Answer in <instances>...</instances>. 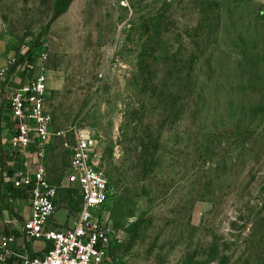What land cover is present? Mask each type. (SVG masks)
I'll return each instance as SVG.
<instances>
[{
    "label": "rangeland",
    "instance_id": "rangeland-1",
    "mask_svg": "<svg viewBox=\"0 0 264 264\" xmlns=\"http://www.w3.org/2000/svg\"><path fill=\"white\" fill-rule=\"evenodd\" d=\"M57 1L0 0V63L48 76L55 218L79 209L64 142L85 130L116 264H264V0H70L52 19Z\"/></svg>",
    "mask_w": 264,
    "mask_h": 264
},
{
    "label": "built area",
    "instance_id": "built-area-1",
    "mask_svg": "<svg viewBox=\"0 0 264 264\" xmlns=\"http://www.w3.org/2000/svg\"><path fill=\"white\" fill-rule=\"evenodd\" d=\"M37 58L41 62L46 54L41 52ZM7 63L14 65L13 60ZM38 66V72L14 88L7 77L10 66L1 68L0 103L9 110L3 153L12 166L11 185L22 191L30 204L19 231L30 241H43L45 248L40 255L31 254L16 246L12 232H0V260L7 263L12 258L16 260L13 264H116L112 257L113 229L104 212L109 182L94 163L96 141L88 131L67 130L73 142H64L71 150L66 180L77 187L80 204L71 221L52 224L58 188L47 180L43 159L53 116L46 107L48 76L40 63ZM55 135L64 136L65 131Z\"/></svg>",
    "mask_w": 264,
    "mask_h": 264
},
{
    "label": "crops",
    "instance_id": "crops-1",
    "mask_svg": "<svg viewBox=\"0 0 264 264\" xmlns=\"http://www.w3.org/2000/svg\"><path fill=\"white\" fill-rule=\"evenodd\" d=\"M33 61V60H32ZM33 64H36V67L33 66ZM38 62L35 63V61L31 62V61H27L26 63L19 62L13 66L9 67L8 73H7V77L10 79L9 80V86L11 87H17L19 86L21 83L25 82V80L30 76L35 74L36 72H38V70L40 69L38 66ZM5 65L3 63H0V69L4 68ZM8 108L7 106H5L4 104L0 103V128H5L6 130V143H7V138H8V131H7V126L9 125V118H8ZM6 145V144H5ZM6 147V146H5ZM1 163L8 161L5 158V155L3 153V148L1 150ZM9 163V162H7ZM6 167V166H5ZM19 167V163L15 164V169ZM7 170L6 171H13L12 170V166L8 167L7 164ZM1 175L3 177H8V175H4L3 173H1ZM7 181L9 182L10 179ZM5 184H7V182H4ZM11 184V181H10ZM11 188L12 185H11ZM15 189V188H14ZM18 190V189H17ZM20 193L17 195H12L9 197V211H7L3 217L2 220H0V232L3 233H10L12 232L15 237H16V246H21L24 247V249H26L29 253L31 254H35V255H40L41 252L44 250L45 248V243L43 241H30L29 239L25 238L21 232L19 231V228L21 226L22 221L28 217L29 215V209H30V204H29V200L27 198V196L20 190H18ZM59 210H63L66 213V218H67V211L64 208L55 209V212L53 214L52 217V224L54 225H62L67 223L65 222H59V220H57L55 218L56 213ZM72 218V215H71ZM71 218L67 219L71 221ZM11 259V258H9ZM12 263L16 262L15 259H12Z\"/></svg>",
    "mask_w": 264,
    "mask_h": 264
},
{
    "label": "trees",
    "instance_id": "trees-1",
    "mask_svg": "<svg viewBox=\"0 0 264 264\" xmlns=\"http://www.w3.org/2000/svg\"><path fill=\"white\" fill-rule=\"evenodd\" d=\"M69 1L70 0H58L57 1V3L55 4V7H54L55 11H54V15H53L52 19L57 17L64 10V8L68 5ZM11 173L12 172L9 170V173L7 175L9 176ZM9 191H10L11 195H17L20 193L17 189H14V188H10ZM12 261H13L12 258L8 259L7 264H11Z\"/></svg>",
    "mask_w": 264,
    "mask_h": 264
}]
</instances>
